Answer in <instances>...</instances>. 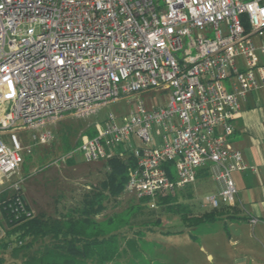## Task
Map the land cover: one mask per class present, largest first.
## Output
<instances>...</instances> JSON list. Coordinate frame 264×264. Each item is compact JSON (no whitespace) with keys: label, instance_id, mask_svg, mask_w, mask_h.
I'll list each match as a JSON object with an SVG mask.
<instances>
[{"label":"built area","instance_id":"2783aa9c","mask_svg":"<svg viewBox=\"0 0 264 264\" xmlns=\"http://www.w3.org/2000/svg\"><path fill=\"white\" fill-rule=\"evenodd\" d=\"M259 51L264 0H0V182L24 161L17 130L43 145L66 113L83 117L127 98L122 123L109 113L76 147L83 159L132 154L125 190L151 208L205 169L219 187L206 205L233 206L232 173L255 170L229 138L257 73L264 84ZM155 90L169 92L165 106L143 100ZM20 182L8 186L14 211Z\"/></svg>","mask_w":264,"mask_h":264},{"label":"rangeland","instance_id":"374dc122","mask_svg":"<svg viewBox=\"0 0 264 264\" xmlns=\"http://www.w3.org/2000/svg\"><path fill=\"white\" fill-rule=\"evenodd\" d=\"M142 98L149 106L162 107L168 102L169 92L155 90L142 95ZM132 108L133 103L129 99L121 98L83 117L66 113L56 124L48 127L53 137L43 145L35 144L31 130L15 128L23 144L21 153L24 161L16 173L2 179L0 191L21 180L19 194L32 214L50 219L61 218L79 207L91 187L105 177L106 167L105 160L85 161L76 147L85 137L97 135L98 128L108 120L109 113L122 123ZM5 141L9 143L6 138ZM132 143L145 146L136 139ZM27 148H30L29 152ZM187 190H191L192 197L179 198L188 206L190 217L184 220L177 213L156 208L155 212L144 207L141 212L133 213L130 206H145V203L138 201L137 195L131 191L125 190L117 198L106 200L105 209L94 217L93 228L105 235L118 233L121 247L112 260L97 264H151V259L158 262L154 264H161V260L164 264L167 259L174 260L173 264L184 261L187 264H233L232 259L236 254L240 255L242 249V246L229 241L236 236L250 243L243 264H264V243L252 239V227L245 221L222 217L215 221L190 223L195 220L192 216L211 210L204 198L216 193L219 187L210 175L197 177ZM187 190L181 191L179 196ZM8 192V196L15 193L13 189ZM157 218L159 223L156 225ZM149 226L153 228L147 230ZM6 229L0 210V238H3ZM137 230L143 231V234H137ZM46 239L38 240L32 248L17 256L12 255L11 248L0 249V264H25L24 259L30 255L34 257V264L50 260L51 255L44 254L45 249L51 250Z\"/></svg>","mask_w":264,"mask_h":264},{"label":"trees","instance_id":"16d2710c","mask_svg":"<svg viewBox=\"0 0 264 264\" xmlns=\"http://www.w3.org/2000/svg\"><path fill=\"white\" fill-rule=\"evenodd\" d=\"M118 150L124 151L123 148ZM117 151L104 161L105 177L98 185L91 187L79 207L74 208L61 218L50 219L41 214L33 215L32 212L31 216H26V211L31 210L20 194L22 205L18 206L16 211L14 208L17 195L15 193L8 197L2 195L0 197V210L7 229L3 238H0V249L11 248L12 255L17 256L32 248L38 240L48 237L51 242V250L45 249L44 254L46 256L51 255L50 260L40 261L39 264H88L90 262L97 264L112 260L121 247L120 236L116 232L105 235L93 227L95 224L94 217L105 209L106 200L110 197L117 198L125 191L128 169L135 163L132 154L124 151L121 156ZM205 176H209L207 170L199 169L197 171V177ZM180 193L181 191L173 195L158 197L157 204L153 208L149 207L144 197L138 198V201L145 203V206L137 204L130 207L133 213L141 212L144 207L151 212L156 210L174 212L184 220L190 217L188 206L180 202L179 198H191L192 193L191 190H187L181 194L182 196H179ZM222 214H224L223 208L211 209L192 216L195 220H191L190 223L215 221ZM227 217L233 218L235 216L229 214ZM155 222L157 225L159 219L157 218ZM152 228L149 226L147 230ZM136 233L143 234V231L137 230ZM19 240H22V243L16 245ZM33 258L32 255L25 258V264H34Z\"/></svg>","mask_w":264,"mask_h":264},{"label":"crops","instance_id":"0c3cea01","mask_svg":"<svg viewBox=\"0 0 264 264\" xmlns=\"http://www.w3.org/2000/svg\"><path fill=\"white\" fill-rule=\"evenodd\" d=\"M253 39L258 45L259 38L254 37ZM258 64L264 67V52L262 51L258 52ZM256 78L259 83L258 87L249 92L246 101L242 104L233 120V133L229 138L230 146L240 150L245 161L255 170L232 173L237 189L235 203L233 206L221 205L220 208H223L224 214L220 218L233 214L235 216L233 219L245 221L252 227V235L255 236V238L252 236V239L262 244L264 243V84L258 73ZM8 190H10L8 187L3 188L0 195L7 197ZM250 217H255L258 221L251 224L248 221ZM228 219L232 218L228 217ZM46 238V241L50 242V239ZM243 239L245 238L236 236L232 241L229 240L234 245L242 246L239 251L240 255L236 254L232 259L233 264H243L249 252L250 243L243 242ZM173 261L167 259L164 264H173ZM155 262L157 261L150 260L151 264ZM159 263L162 264L163 260ZM181 264L187 263L184 261Z\"/></svg>","mask_w":264,"mask_h":264}]
</instances>
